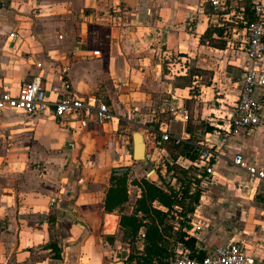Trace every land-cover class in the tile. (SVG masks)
Segmentation results:
<instances>
[{"label": "crops", "instance_id": "obj_1", "mask_svg": "<svg viewBox=\"0 0 264 264\" xmlns=\"http://www.w3.org/2000/svg\"><path fill=\"white\" fill-rule=\"evenodd\" d=\"M219 2L214 9L210 0H0V92L16 93L39 74L51 98L67 79L77 96L102 100L115 114L105 122L91 119L74 139L51 108L0 111V264H134L126 261L119 216L110 218L104 207L108 177L119 166L135 173L133 163L141 162L148 180L161 185L169 173L157 164L169 156L164 142L181 148L186 141L196 153L199 144L218 142L242 86L251 0ZM208 26L221 31L209 38L224 47L200 39ZM65 65L66 76L58 71ZM192 85L202 92L194 112L187 105ZM134 117L138 126L157 123L142 132L145 150L150 135L159 152L147 160L132 157ZM236 154L264 171V102L261 123L232 130L213 174L198 179L199 200L183 229L196 239L195 256L232 240L264 264V178L233 164ZM176 155L195 176L192 161ZM106 223L111 231L104 233ZM135 238L142 246L143 228Z\"/></svg>", "mask_w": 264, "mask_h": 264}, {"label": "built area", "instance_id": "obj_2", "mask_svg": "<svg viewBox=\"0 0 264 264\" xmlns=\"http://www.w3.org/2000/svg\"><path fill=\"white\" fill-rule=\"evenodd\" d=\"M210 3L214 9L220 4L219 0H210ZM250 11L252 18L248 21L244 20L246 29L244 52L247 58L241 76L242 86L232 112L227 117L226 125L219 126L218 142L197 146V157L190 165L198 179L213 174L214 164L223 156L224 147L232 130L254 127L261 123V109L264 102V0H251ZM8 36L12 40L15 32H10ZM227 43L231 45V42ZM93 53L98 54V50ZM68 69L69 65H65L58 71L66 76ZM51 94L53 96L50 98L49 92L42 86L41 76L34 74L30 80L19 86L18 92L8 90L0 92V111L4 108H14L27 114H36L51 108L56 122L72 131L74 139H78L91 119L105 122L115 118L113 110L106 102L89 96H77L67 79L63 80L61 85L54 86ZM183 115L185 116L184 112ZM169 138L168 132H162L163 141ZM74 145L75 140L68 143L69 147ZM232 162L244 167L251 178H264L263 169L244 165L240 154H236ZM127 172L126 166H119L115 170L116 175ZM81 180L80 177L78 182ZM166 264H255V259L245 250L244 245L230 240L205 251L201 260L196 258L189 247L179 244L173 254L167 258Z\"/></svg>", "mask_w": 264, "mask_h": 264}, {"label": "trees", "instance_id": "obj_3", "mask_svg": "<svg viewBox=\"0 0 264 264\" xmlns=\"http://www.w3.org/2000/svg\"><path fill=\"white\" fill-rule=\"evenodd\" d=\"M252 18L251 11L245 19ZM218 31V32H217ZM213 32L221 36V31L208 26L201 40L208 39L211 45L224 47L223 40L214 41L211 37ZM186 129H188L186 127ZM212 126L206 125L205 130L211 131ZM175 147L174 143H170ZM177 155L193 161L197 157L196 148L188 142L181 143ZM170 148L167 146L166 149ZM176 155V156H177ZM166 171L171 172L172 177L178 182V186L165 184L158 185L148 178L135 181L139 185L140 193L132 203L130 212L123 211L122 205L128 201L126 173L116 175L112 170L110 185L106 191L104 207L106 211L118 208L119 225L127 238L129 251L126 261L134 264H166L178 242L192 249L195 253L196 239L183 228L189 227V214L194 210L200 196V188L197 187L198 178L189 171V166H183L175 160L165 164ZM153 202L164 207L158 208ZM175 223L178 227L174 228ZM139 228H143V244H136V234Z\"/></svg>", "mask_w": 264, "mask_h": 264}, {"label": "rangeland", "instance_id": "obj_4", "mask_svg": "<svg viewBox=\"0 0 264 264\" xmlns=\"http://www.w3.org/2000/svg\"><path fill=\"white\" fill-rule=\"evenodd\" d=\"M198 73L201 74L203 72H198ZM204 74H205V72H204ZM189 79H191V76L188 77L187 80H184V81H186V83H187V82H189L188 81ZM192 86L193 87L189 91H190V94L192 96L194 95V97H192L190 99L191 101L187 102V105H188L189 108H192V112H194L193 108L196 106L197 100H198V98H200L199 96L202 95V92L199 91L200 87H197L195 85H192ZM230 108H231V106L229 107V109ZM156 115L158 116V121L162 120V119L167 121L168 115H165V114H163L161 112H156ZM226 116L227 115H225V118H226ZM138 119H140V118H138ZM132 120L133 121L130 122L132 124L131 127H133L134 130L140 131V132H144L145 134H148L147 130H146L147 129L146 125H153L154 126L155 124H157V123H155L156 121H142L143 123H141V125L138 126V123L136 121L137 118L134 117ZM198 124L199 123H197V121L196 122H192V127L194 128V130L200 129ZM148 136L149 137L145 138L146 142H147V146H146V150L145 151L148 152L150 154V157H151L152 155H156L159 152L157 151V149L155 147L151 146L150 141H149L150 140V135H148ZM164 143H163V145H165L166 148H167V146L170 147V148L167 149L169 156L165 157L164 155H162L160 157V159H159V162L157 164H164V166H165L166 163H169L168 161L173 162V160H174L173 158H174L175 154L178 152V148L172 147L168 142L165 143V144ZM133 164H134V166L132 165V167L135 169V173H134V171L131 170V171L127 172V175H126L128 201L122 205L123 211H125V212H130L132 210V202L137 197V192L139 190V185L137 183H135V181H139L140 179L145 178L146 176L149 179V176L146 175V173L148 172L149 167H147V166L144 167V164H142L141 162H137V163H133ZM150 166H152L154 169L158 168V165L156 166V165L152 164ZM172 179L173 178H172L171 172H169L168 174H165L164 177L162 178L163 182H162L161 186H165V184L171 185L170 181ZM108 181H109V185H110V175L108 177ZM175 183H176L175 187H177L179 184H178V182L176 180H175ZM111 213H113L114 215H110L109 216L110 218L115 219L117 217V219H118V216H119L118 208H115V210H112ZM110 229H111L110 223H106L105 227L103 228V232L104 233L105 232H110L111 231ZM119 229L122 232L121 239L124 242L127 243V247H128L129 245H128V242H127V238L125 237V235L123 233V229L120 227V225H119ZM115 234H116V232H115ZM112 237L114 238V237H116V235H113ZM137 244H140V243L137 242ZM128 249H129V247H128Z\"/></svg>", "mask_w": 264, "mask_h": 264}, {"label": "water", "instance_id": "obj_5", "mask_svg": "<svg viewBox=\"0 0 264 264\" xmlns=\"http://www.w3.org/2000/svg\"><path fill=\"white\" fill-rule=\"evenodd\" d=\"M143 133L140 131L134 130L132 132V140H133V148H132V157L134 160H147L150 157V154L145 151V143H144ZM205 251L200 249L196 253V258L201 260L204 256Z\"/></svg>", "mask_w": 264, "mask_h": 264}]
</instances>
